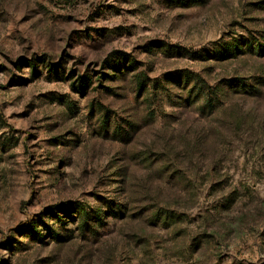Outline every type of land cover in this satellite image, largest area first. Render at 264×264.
Listing matches in <instances>:
<instances>
[{
    "label": "rangeland",
    "instance_id": "obj_1",
    "mask_svg": "<svg viewBox=\"0 0 264 264\" xmlns=\"http://www.w3.org/2000/svg\"><path fill=\"white\" fill-rule=\"evenodd\" d=\"M0 264H264V0H0Z\"/></svg>",
    "mask_w": 264,
    "mask_h": 264
}]
</instances>
